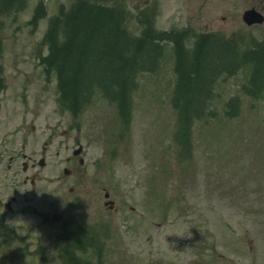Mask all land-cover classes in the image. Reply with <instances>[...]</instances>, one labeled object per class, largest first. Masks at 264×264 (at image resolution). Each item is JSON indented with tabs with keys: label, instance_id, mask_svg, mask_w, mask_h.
Here are the masks:
<instances>
[{
	"label": "rangeland",
	"instance_id": "374dc122",
	"mask_svg": "<svg viewBox=\"0 0 264 264\" xmlns=\"http://www.w3.org/2000/svg\"><path fill=\"white\" fill-rule=\"evenodd\" d=\"M40 1L0 0V201L17 200L5 213L0 204V264H264V81H250L248 61L264 24L248 28L235 15L240 0ZM80 2L122 12L124 31L141 37L146 27L161 45L159 64L137 73L125 118L98 91L69 114L42 63L51 17ZM206 32L238 45L237 70L219 74L204 114L178 137L174 49L189 53ZM24 154L48 163L34 170L35 193L22 184L32 173L22 171ZM53 212L65 219L53 223ZM67 223L77 239L59 242Z\"/></svg>",
	"mask_w": 264,
	"mask_h": 264
},
{
	"label": "trees",
	"instance_id": "16d2710c",
	"mask_svg": "<svg viewBox=\"0 0 264 264\" xmlns=\"http://www.w3.org/2000/svg\"><path fill=\"white\" fill-rule=\"evenodd\" d=\"M74 7L76 9L66 10L60 18L51 20L46 38L49 55L45 61L56 73L62 104L77 115L98 91L118 102L125 118L131 104L130 92L136 87L137 73L140 70L153 71L159 64L161 45L154 43L153 35H149L150 30L146 27L141 37L124 31L121 28L122 12L120 16L117 10L92 6L88 2L75 3ZM217 40L215 35L200 36L189 53L180 44L174 49L177 53V83L172 101L179 115L178 137L204 114V99L219 74L237 70L233 64L236 65L234 60L239 59L238 45L229 40ZM260 50L262 48H255L252 52L255 57L248 60L253 67L250 81L259 88L264 81L261 73L264 57H259ZM215 57L221 61L215 63ZM76 262L84 264L79 259Z\"/></svg>",
	"mask_w": 264,
	"mask_h": 264
},
{
	"label": "flooded vegetation",
	"instance_id": "af4514ba",
	"mask_svg": "<svg viewBox=\"0 0 264 264\" xmlns=\"http://www.w3.org/2000/svg\"><path fill=\"white\" fill-rule=\"evenodd\" d=\"M238 3H240L241 5V9L242 11L240 12H237L235 15H241V19H243V15L248 12L249 10H255L257 12H260L263 16H264V0H240V1H237ZM257 2V4L255 3ZM237 3V5H235V10H238L239 9V4ZM195 6L197 7L196 3H195ZM199 11H203V8H197ZM67 133V131L65 132ZM48 150V142H44V145L42 146V153L45 154ZM76 148L73 149L72 151V154L71 156H67L66 157V162L67 163H73L76 161V159L78 158L79 155H77L76 152ZM24 158H26L28 161H25L22 163V171L23 173H28L29 171H32V173L29 175V174H26L23 179H22V184L23 185H29L31 186L32 190L34 191L35 193V189H36V184L41 180L40 179V174L38 172H34V170H37V166H40L41 170L45 169L47 166H48V163L45 159V157L41 156L40 158H37L35 159L34 157L32 156H25V154L23 155ZM41 159H45L43 162H40ZM79 162L83 165L84 164V160L82 158H79ZM60 172H53V178H54V183H56L55 185V188L59 187L60 186L58 184H60L62 182V176L61 174L59 175ZM64 174L66 176H71V175H74V171L68 169L67 167L64 168ZM58 190V189H57ZM74 188H71V191L73 192ZM32 191V192H33ZM107 193V192H106ZM41 196V195H40ZM16 197H11V201H6V202H2L0 201V204L3 203V206L4 208H8L10 211L13 210V207H12V202H16ZM7 203L8 206L6 205ZM28 208V207H27ZM34 214H37V210L36 209H33L32 211ZM62 214L60 212H53L52 213V216L54 214ZM63 215V214H62ZM48 216H44V218L46 219ZM63 218L65 219V216L63 215ZM62 218V219H63Z\"/></svg>",
	"mask_w": 264,
	"mask_h": 264
},
{
	"label": "water",
	"instance_id": "95a60500",
	"mask_svg": "<svg viewBox=\"0 0 264 264\" xmlns=\"http://www.w3.org/2000/svg\"><path fill=\"white\" fill-rule=\"evenodd\" d=\"M245 20L249 24H252V23L262 22L263 17H261L260 15L254 13V12H248L245 16Z\"/></svg>",
	"mask_w": 264,
	"mask_h": 264
}]
</instances>
